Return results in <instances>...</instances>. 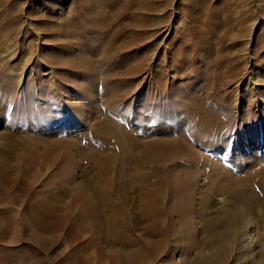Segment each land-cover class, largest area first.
<instances>
[{
	"label": "bare ground",
	"instance_id": "bare-ground-1",
	"mask_svg": "<svg viewBox=\"0 0 264 264\" xmlns=\"http://www.w3.org/2000/svg\"><path fill=\"white\" fill-rule=\"evenodd\" d=\"M106 1L97 10L103 14L101 17L86 20L92 28L110 31H107L108 37L105 38L110 42L103 47V66L93 67L94 54L100 53L99 48L93 46V52L89 55L81 54L80 51L76 55L68 54L70 62L66 60L68 56L59 58L62 61L59 62L60 65H71L76 73L89 67V71L83 72L84 80L80 81L78 87L82 99L90 101L85 103L81 99L80 103H74L72 108L75 113L64 116L76 118L81 114L85 115L84 120L91 130L86 129L87 132L84 130L81 134L66 133L62 138L60 132L44 136L41 132L45 127L40 126L38 132L41 135L37 138L28 133L20 139L8 138L11 140L6 148L0 146V152L4 153V157L0 158L1 175L9 178L17 174L37 187L38 194L35 196L43 208L49 204L45 200L51 195L47 194V198L41 195L38 192L41 185L45 190H50L51 187H61V190L64 186L73 187L71 189L74 192L71 193L67 207L49 205L48 210L61 217L71 218L72 212L75 213L74 204H79L81 207L85 205L87 210H83L81 216L86 212L95 215V226H85L84 229L102 234L100 242H97L98 245L102 244V257H93L97 264H136L139 261L142 264H175L182 257V264H213L215 258L220 261L219 264L228 261L230 264H264V246L257 252L255 260L245 259L249 257L247 249L252 248L256 237L264 242V149L262 151L258 148L261 143L254 142L256 146L248 148L243 144L246 135L240 136V132L234 136L224 135L223 132L222 138H217L216 135L211 137L201 126L191 123L195 104L216 115L225 133L229 130L232 119L237 116L229 106L225 109L224 105H228L231 99L222 95L228 82L223 80L218 69H213L218 67L217 62L215 63L217 59L211 55H200L193 62L190 56H185L183 45L176 46L172 48V57L170 56L167 65L163 66L159 61V68L153 71V86L161 87V94L146 93L147 89L144 87L151 84V80L145 74L149 70L150 57L155 53L145 57L141 55L139 59L129 54L137 47L142 46L141 49L146 52L153 46L150 41H154L157 34L149 33L155 25V18L152 19L151 14L158 7L154 0ZM112 11L116 12L109 18ZM105 14H108L106 20ZM67 25L69 23L66 21L58 25L60 39L57 42L60 46L63 44L70 47L73 42L70 43L69 37L65 38L64 32ZM253 29L254 27L248 35L244 32L249 40L254 38ZM195 33L197 38L198 33ZM76 40L75 43L78 41ZM204 46L199 42L193 49L195 52H202ZM249 49L246 46L242 51L248 53ZM112 53H123L121 58L125 59L116 69L110 68L109 58ZM208 60L214 63L210 65ZM172 66L177 67L176 74L182 77L194 72L196 79L205 74L206 81L191 91L188 89L189 80H175L169 84L168 76L163 74L161 67L170 69ZM237 72L236 70L232 74L237 75ZM85 79L97 82L100 80L103 84L91 86L86 84ZM98 92H102L101 97L96 96ZM213 92L214 95L218 94L217 100L214 99ZM132 93L142 95L143 98L138 103L135 101L134 106L130 105L129 108L125 104L132 100ZM30 103L36 104L38 111L32 114L33 118L43 123L60 121L49 110L53 109V104L41 101ZM190 103L192 105L187 108ZM88 108H94V111L87 112ZM128 114L136 121L129 120ZM162 120L167 124L176 123L172 135L156 133L152 126H148L149 123L152 125ZM248 122V119L241 120L238 126L244 129ZM253 128L262 129L264 124ZM218 139L223 143V156L213 153L214 147L211 145ZM54 164L58 169L56 177L59 175L61 183L55 180L50 185L49 182H46V186L44 183L39 185L42 169L46 168L50 172V167L56 166ZM56 177L54 176L55 179ZM64 193V196L69 194L65 190ZM8 196L3 193L0 196V240L10 238L9 244L17 245L21 235L16 209L19 200L13 194ZM51 198L56 204L59 202L57 197ZM217 202L221 205L220 208L211 207ZM130 203L135 204L133 209L130 208ZM195 211L198 212L199 222L192 225L191 219ZM253 218L258 219L252 222ZM125 220H129L127 222L131 225ZM25 222L24 225L27 223ZM42 227L35 224L28 227L30 230L27 231L31 232V236L25 240L28 243L26 248L42 252L43 249L52 247L40 236L45 232ZM177 228L187 238L185 247L177 239ZM192 229H199L197 237L192 234ZM191 247H194L193 252H190ZM29 259L31 263L34 262L32 257Z\"/></svg>",
	"mask_w": 264,
	"mask_h": 264
},
{
	"label": "rangeland",
	"instance_id": "rangeland-1",
	"mask_svg": "<svg viewBox=\"0 0 264 264\" xmlns=\"http://www.w3.org/2000/svg\"><path fill=\"white\" fill-rule=\"evenodd\" d=\"M263 1L154 0L158 8L154 12L155 14H151L152 19L155 18V25L153 26L154 28L151 27L152 31L150 30L151 32L149 33L155 34L156 32V40L154 39L153 41L151 39L150 45L152 44L153 46L148 48V51L145 52V50H142L141 46L137 47L139 49L135 48V50L131 51L129 54L132 57L138 58L141 55L145 57L152 55L153 52L155 53L154 56L150 57L149 70L145 74V76L151 80V84L144 87L148 91H146V93L149 94L152 92V94L155 95L157 93L161 94V90L159 89L161 87L157 88L153 86L155 82V78L152 76L154 74L153 71L159 68L160 64L157 65L159 61L163 66L167 65L166 63L169 62L170 56L172 55L171 53L173 52L172 48L174 49L176 46L183 45L185 56H190L193 62H195L197 56L200 57V55H211L216 58L217 61H215V63L217 62L218 67L213 69H218L219 73L223 75V80H227L228 82L227 86H225L222 91V95L229 97L231 102H229L228 105H224L225 109L229 106L230 110L237 116L232 119L229 130L227 129L225 133L224 128L220 127V122L218 118H216V115H213V113L207 109L203 110L195 104V113L191 118L192 122H190L196 126H201L209 132L211 137L216 135L217 138H222L226 134L234 136L240 132V136L246 135L245 139H243L244 146L254 148V146H256L253 144L254 142L261 143L258 148L262 151L264 149V128L253 130V127L262 123L264 124ZM106 2V0H0V146H2L3 149L4 147L6 148L7 143H9L11 139H20V137L26 135V133L32 134V137L37 138L42 133L45 136L60 132V134L62 133V138H64L66 133L81 134L84 133V130L87 132L86 129H88V131L91 130L84 120L86 118L85 115L83 116L81 114L76 116L77 119L64 116L68 113L73 115V113H75V110L72 108L73 104L80 103L84 100L80 95V88L78 86H80V81L84 80L83 72L89 71V67H86L84 71L76 73L71 65H60L62 61L59 60V58H66L68 54L72 53L76 55L79 51L81 54L89 55V53L91 54L93 52L92 50L94 47H98L100 53L94 54L95 65H93V67L96 66L97 68V66H103L102 52L106 43L110 42L109 39H105L108 37L106 33L109 30H97V28H92L86 22L90 17H101L103 14L98 13L97 10L106 4ZM81 10H84V12ZM158 10H160V12ZM114 12H111L109 18L114 16ZM107 17L108 14H105V20ZM64 20L69 23V26L67 25V30L65 29L64 31L66 32L65 38L67 39L69 37V39H71L70 43L73 42L74 44H70V47L69 45L65 46L63 44L60 46L57 42V40L60 39L57 28L58 25L64 24ZM253 27L254 38L249 40L247 35ZM135 31L138 32L139 30L135 29ZM195 32L198 33L197 38L195 37ZM244 32H246L247 35ZM232 36H234V39ZM73 39H77L78 41L76 40L77 42L75 43ZM199 42L205 45L204 50L202 52H195L193 48ZM79 46L82 48L80 47V49ZM91 46H93L92 50ZM246 46L250 48L248 53L242 51ZM122 54L123 53L111 54L109 58L111 60L108 59L111 64V69H116L118 65L124 63L125 59L121 58ZM69 58L70 56H68L66 60L68 61ZM138 59H134V61ZM64 61L65 60H63V62ZM68 62H70V60ZM208 63L211 65L214 62L208 60ZM68 66L71 68H68ZM161 68L164 70H162L163 74L168 76L169 84L171 81L174 82L175 80H189L188 89H190V91L191 89L200 87V84H202L204 80L206 81L204 77L205 74L196 79L197 75H195L196 73L194 72H191L188 76L182 77L176 74L177 67L172 66L170 69L165 67ZM236 70L238 71L237 75H233L232 73ZM85 81L87 82L86 84L91 86L103 84L100 80L97 82L85 79ZM229 81L231 82L229 83ZM96 96L101 97L102 92H98ZM130 96L132 100L126 103L125 106H134L135 101L138 103L139 100H142L140 98H143L141 97L142 95L136 93H132ZM213 96L215 100L218 99V94L215 93L214 95L213 92ZM35 101L53 104L51 106L53 109L49 110L52 114L54 113L53 115L58 117L60 121L43 123L39 119L33 118L32 114L38 111L36 110V104L30 102ZM84 101L88 103L90 99H85ZM191 105L192 103L188 104L186 107L189 108ZM88 111L92 112L94 108H90L87 112ZM147 113L149 114V112ZM128 117L129 120H135L130 114H128ZM22 118L24 119L23 122L21 121ZM245 119H248L249 122L248 124L246 123L243 129L238 126V124L240 125L241 123L239 122ZM83 121L86 123L85 125H87V127L84 125ZM175 124V122H168L167 124L162 120L160 123H153L152 125L149 123L148 126H152L153 130H156V133L172 135L175 132L173 129ZM38 127H45L41 134L38 132L40 130ZM35 133L36 135H34ZM222 144L223 143H221L219 139L213 141L211 146L214 147V154L223 156L224 148ZM225 150H227V147ZM3 154V152H0V158L4 157ZM225 155L227 156L226 153ZM225 164L227 165V161H225ZM246 167H249V164H246ZM56 168L57 165H52L49 169L50 172H48L46 168L42 169L41 176L38 179L40 181L39 185L44 183V186H46L48 182V185H50V183H54L55 180V182L59 183L60 181L61 183L62 179H58L60 178L59 175L56 177L55 173L58 174V172H56L58 169ZM36 172L39 173L40 171L37 170ZM42 186L43 185H41L40 191L38 192L46 198L47 194L51 195L48 196L49 199L45 198V201L49 204L44 208L40 206L41 202L36 198V194H38L36 193L37 187H33L28 180L17 174H13L7 178L3 177L0 173V196H2L3 193L6 197H9L8 195L10 194L18 197L19 202L16 204V209L18 211L19 225H21L19 226L21 235L17 241V245H10V238H5L2 241L0 240V264H97L95 259L102 257V252L100 251L102 249V244L99 243L98 245L97 243L98 241L100 242L102 234H100L99 231L88 232L84 229L85 226H95V215L86 212V214L88 213L87 215L83 214L81 216L80 213L83 210H87L85 205L81 207L79 204H74L75 213L73 214L72 212L71 218L61 217L56 212H50L48 210L49 205H53L52 207L57 208L67 207L68 204H70V196L72 195L71 193L74 192V189H71L73 187L64 186L62 190L61 187H51L50 190H45ZM64 190L67 191V194L69 193L67 195L69 197L64 196ZM51 197H57L59 202L56 204ZM220 201L221 200H219V203H222ZM219 203H213L211 207L214 206V209H218L221 207ZM134 207L135 204L130 203V208L133 209ZM46 211L48 213H46ZM88 211H91V209ZM197 218L198 212L195 211V215H193L191 219L192 225H197L199 222ZM257 219L253 218L252 222L257 221ZM127 221L129 220H125V222ZM24 222L27 225H24ZM147 223L149 224V222ZM32 224L44 227H42V229L45 230V232H42L43 234L40 236L43 237V241L47 242L48 245H52L51 248L47 250L43 249L42 252L41 250L37 252L35 251L36 249L26 248L28 243L25 242V240L31 236V232L27 230H30L28 227H31ZM127 224L131 225L130 222H127ZM24 226H26V228ZM178 229L179 228H177V232H179V234L177 239H179V242L181 241V244H184L185 247L187 238L181 232V229ZM198 230L199 229H196L195 231L192 229V234L194 233L196 237L199 234L197 232ZM97 236L99 237L97 238ZM87 243L88 245H86ZM261 246H264V242L259 237H256L252 244V248L247 249L249 253H247V255H249V257L245 256V259L248 260L251 258L255 260L257 258V252L262 248ZM117 248L118 247H116V249ZM97 249L99 252H97ZM193 249L194 247H191L190 252H193ZM94 255L96 257L95 259H93ZM29 257H32L34 262L31 263ZM183 258L184 257L180 258V262H176L175 264H182ZM215 259L213 264H219L220 261ZM142 263L139 261L136 264ZM225 264L230 263L228 261V263L225 262Z\"/></svg>",
	"mask_w": 264,
	"mask_h": 264
}]
</instances>
